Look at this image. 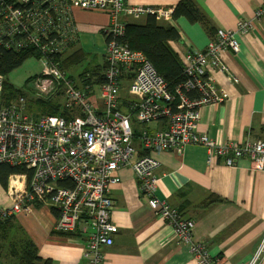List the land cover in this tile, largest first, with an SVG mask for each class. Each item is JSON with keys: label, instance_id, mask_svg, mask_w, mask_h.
I'll list each match as a JSON object with an SVG mask.
<instances>
[{"label": "built area", "instance_id": "1", "mask_svg": "<svg viewBox=\"0 0 264 264\" xmlns=\"http://www.w3.org/2000/svg\"><path fill=\"white\" fill-rule=\"evenodd\" d=\"M74 7L108 14L102 110L88 96L90 85L78 87L62 65L63 55L78 39ZM143 15L160 20L171 16L172 9L126 0H0V46L30 51L42 65L31 79L33 96L21 91L10 103L4 100L5 77L0 73V164L31 171L13 176L7 189L11 203L6 206L0 200V216L29 213L37 206L54 209L56 232L84 236L86 264H100L101 247L111 246L118 232L112 220L111 185L119 182L117 171L128 167L140 194L173 227L179 242L190 243L198 264H217L204 243L192 241L194 220L156 197L161 164L151 153L182 154L188 145H203L210 165L222 158L227 166H235L247 157L253 168L264 169V140L220 143L198 129L201 108L228 99L209 70L229 71L221 52H239L236 35L248 32L251 21L239 20L234 30L219 29L204 50L187 51L182 59L185 80L171 90L148 56L122 40L127 19ZM262 16L264 2L256 12V17ZM131 77L128 91L135 99L126 112L120 108V91L122 80ZM53 96L58 114L41 110L37 103L51 102ZM31 105L37 112L28 111ZM153 123L165 125L151 129ZM263 249L264 240L249 264L257 263Z\"/></svg>", "mask_w": 264, "mask_h": 264}, {"label": "crops", "instance_id": "2", "mask_svg": "<svg viewBox=\"0 0 264 264\" xmlns=\"http://www.w3.org/2000/svg\"><path fill=\"white\" fill-rule=\"evenodd\" d=\"M126 2L173 10L179 0ZM263 2L197 0L202 12L212 22V32L234 30L241 19L251 21L248 32L236 35L239 52L229 49L221 52L229 71L209 70L228 99L203 106L198 129L220 143L264 140V16L256 17ZM148 16L127 21L143 24ZM72 17L78 39L63 55V63L69 64L65 69L77 86L86 87L81 76L83 72L103 73L105 69L106 38L103 32L109 18L106 12L77 7L72 9ZM158 22L177 27L180 40L172 41L170 45L181 60L189 50H204L212 39L200 23H192L186 17L174 19L171 15ZM80 54L84 57L77 63ZM75 67L80 70L76 75L72 70ZM91 79L88 96L102 110V82L95 76ZM131 79L122 80L120 91V108L126 112L127 104L135 99L128 91ZM97 87L99 94L96 93ZM29 94L33 96V91ZM164 125L153 123L151 129ZM135 142L139 149V141ZM151 155L161 164L157 170L156 197L178 207L185 217L194 220L192 241L204 243L217 264H249L264 240V169L253 168L247 157L239 159L235 166H227L222 158L210 165L207 148L203 145H188L182 154L167 150ZM117 176L119 182L111 185L110 194L114 201L112 220L118 232L111 246L101 247L104 258L100 264H198L190 243L179 242L173 227L156 215L140 194L133 170L121 168ZM0 200L6 206L11 203L9 191L3 187H0ZM56 219L54 209L37 206L29 213L16 214L12 222L14 229L23 231L33 242L42 258L41 264L45 260L50 264H86L85 237L78 232H56ZM10 246L9 240L0 242V264L17 263L19 255ZM256 264H264V249Z\"/></svg>", "mask_w": 264, "mask_h": 264}, {"label": "trees", "instance_id": "3", "mask_svg": "<svg viewBox=\"0 0 264 264\" xmlns=\"http://www.w3.org/2000/svg\"><path fill=\"white\" fill-rule=\"evenodd\" d=\"M172 17L178 19L179 17H186L192 23H200L202 27L211 34L213 38L216 34L212 32L214 27L207 15L200 9L197 0H179L172 10ZM133 49L142 50L148 58L151 60L157 71L164 77L169 85V88L173 90L180 85L184 80L182 60L178 53L174 51L170 43L172 41L180 40V33L174 25H162L153 15H149L143 24L129 22L126 24V32L122 39ZM79 55V52H76ZM30 51H11L7 50L3 46H0V73L5 77L4 82V100L6 103H10L15 100L18 95L22 94L20 90L11 85L6 76L8 73L22 65V63L30 56ZM80 57H76V62H80L84 55L80 54ZM64 68H67L68 63L62 64ZM89 75H86V74ZM83 82L86 85H90L92 82L91 77L95 76L104 81L103 73L90 72L89 70L81 74ZM31 77L29 78V80ZM41 110L58 114L60 112V106L58 103L53 104L49 101H37ZM61 114L66 115L64 111ZM20 173L31 174V171L27 170L23 166H12L10 164H0V185L4 189H8L10 179ZM217 200V198H216ZM13 217L3 218L0 216V242L4 243L8 240L11 242L10 248L15 251L18 256L16 264H41L42 258L38 256L35 245L30 241L23 231H17L14 229ZM16 230V231H15ZM14 233V236L12 234ZM14 242V244H13ZM42 264H50L49 260H45Z\"/></svg>", "mask_w": 264, "mask_h": 264}, {"label": "rangeland", "instance_id": "4", "mask_svg": "<svg viewBox=\"0 0 264 264\" xmlns=\"http://www.w3.org/2000/svg\"><path fill=\"white\" fill-rule=\"evenodd\" d=\"M41 70H42L41 61L36 56H30L22 63V65H20L10 73H8L6 79L16 89L20 91H26L27 93H32L31 84H30L31 79L29 80V78L40 74ZM72 70L74 75L78 74V72L80 71L78 67H75ZM96 93L99 94L98 87L96 88ZM30 99L33 100V97H31ZM52 100L53 101L51 102L53 104L55 100V96L52 97ZM28 111L37 112V107L35 105H31ZM13 178L14 177L10 179V182ZM15 179H17V176L15 177ZM8 190H9V186H8Z\"/></svg>", "mask_w": 264, "mask_h": 264}]
</instances>
